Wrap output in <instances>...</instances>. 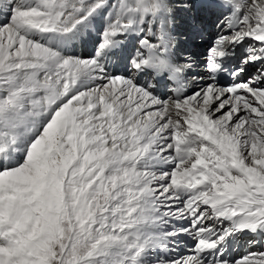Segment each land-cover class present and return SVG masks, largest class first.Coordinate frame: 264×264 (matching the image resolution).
I'll return each mask as SVG.
<instances>
[{"label": "snow or ice", "instance_id": "snow-or-ice-1", "mask_svg": "<svg viewBox=\"0 0 264 264\" xmlns=\"http://www.w3.org/2000/svg\"><path fill=\"white\" fill-rule=\"evenodd\" d=\"M0 264H264V0H0Z\"/></svg>", "mask_w": 264, "mask_h": 264}, {"label": "bare ground", "instance_id": "bare-ground-1", "mask_svg": "<svg viewBox=\"0 0 264 264\" xmlns=\"http://www.w3.org/2000/svg\"><path fill=\"white\" fill-rule=\"evenodd\" d=\"M174 3L179 4L180 0H174ZM182 14H184V12H182L179 9H176V11H175V21H174V25H173V27L175 28V33L176 34H178L180 32L181 28H179V27H182V25L185 23V20H186V17H187V16L185 17L184 15L182 16ZM206 37H207V40H211L212 35L209 34V35H206ZM90 50L91 49L89 48V51ZM78 52L83 53V49L82 48L78 49ZM238 245H240V243H238ZM190 248H191V245L186 244L185 242H182L181 247H180V249H178V251L179 252H183V254L187 255L188 254V250ZM235 253H236L237 256H242L244 251L239 250V252H235Z\"/></svg>", "mask_w": 264, "mask_h": 264}, {"label": "rangeland", "instance_id": "rangeland-1", "mask_svg": "<svg viewBox=\"0 0 264 264\" xmlns=\"http://www.w3.org/2000/svg\"><path fill=\"white\" fill-rule=\"evenodd\" d=\"M183 15H184L185 17L187 16L186 13L182 14V16H183ZM185 17H184V18H185ZM183 23H184V22H183ZM184 27H185V23L182 25V27H179V28H181L180 32L183 31ZM205 35H206V32H205ZM181 38L183 39V37H181ZM213 38H214V37L212 36L211 39H213ZM209 41H211V40H209ZM205 43H206L205 39L202 38V39H198V40H196L195 45H194L195 51H196V53L200 56L201 59L204 58V49L202 48V46H203V44H205ZM185 243L191 245V244H190V241H185ZM240 245H241V246L243 245L242 242H240ZM240 250H242V251H244V252L246 251V249H245L243 246L241 247ZM235 252H239V251H235ZM238 257H239V256H238Z\"/></svg>", "mask_w": 264, "mask_h": 264}, {"label": "water", "instance_id": "water-1", "mask_svg": "<svg viewBox=\"0 0 264 264\" xmlns=\"http://www.w3.org/2000/svg\"><path fill=\"white\" fill-rule=\"evenodd\" d=\"M205 49H204V52H205V50H206V48H207V45L204 47Z\"/></svg>", "mask_w": 264, "mask_h": 264}]
</instances>
